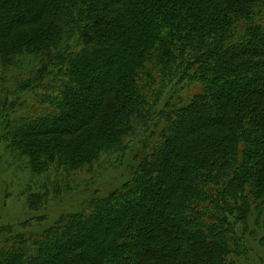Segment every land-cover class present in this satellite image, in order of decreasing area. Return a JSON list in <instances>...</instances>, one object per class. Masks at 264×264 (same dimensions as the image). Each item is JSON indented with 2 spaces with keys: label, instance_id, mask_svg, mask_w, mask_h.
<instances>
[{
  "label": "trees",
  "instance_id": "1",
  "mask_svg": "<svg viewBox=\"0 0 264 264\" xmlns=\"http://www.w3.org/2000/svg\"><path fill=\"white\" fill-rule=\"evenodd\" d=\"M0 82L2 137L33 173L143 144L85 208L28 234L0 221V264H258L264 0H0ZM23 90L38 116L6 111Z\"/></svg>",
  "mask_w": 264,
  "mask_h": 264
},
{
  "label": "rangeland",
  "instance_id": "2",
  "mask_svg": "<svg viewBox=\"0 0 264 264\" xmlns=\"http://www.w3.org/2000/svg\"><path fill=\"white\" fill-rule=\"evenodd\" d=\"M26 69H17L15 67L8 72L10 77L7 82L9 90H13L16 87L13 78L16 81V79L24 77L23 72ZM2 89L3 85L0 82V97L4 95ZM23 91L20 95L21 99L17 101V107L13 109L11 105L17 100V97L16 95H9L10 104L6 111L11 116H17L18 118L28 114L32 116L41 114L42 108L36 95ZM3 107H0V113L4 110ZM16 111L17 114H15ZM1 119L2 117L0 116V121ZM0 127H2L1 124ZM130 147L126 153L110 151L108 154H103L92 167L73 172L69 177L62 172L57 174L53 168L48 173L37 174L27 167L24 158H20L7 148V142L2 137V128H0L1 225L10 226L13 233L41 230L42 226L52 225L63 214L85 208L87 201L96 194L108 195L130 178L134 168L133 162L136 161L134 159L135 153H141L143 150L141 138L135 140ZM47 177H50L52 181H50L48 187H44ZM58 177H68L67 182L60 181L61 178L58 180V184H61L60 187L55 182L51 185ZM58 187L61 190H58ZM46 189L50 193V198L46 201L45 206L39 210L31 209L28 202L29 196H32L33 193H45ZM58 192L59 195L56 196ZM41 217L45 219L40 220ZM252 247L253 259L258 264H263L264 248L256 241L252 242Z\"/></svg>",
  "mask_w": 264,
  "mask_h": 264
}]
</instances>
